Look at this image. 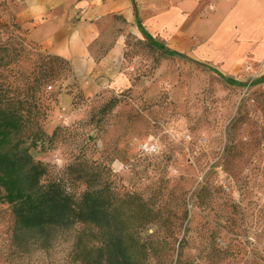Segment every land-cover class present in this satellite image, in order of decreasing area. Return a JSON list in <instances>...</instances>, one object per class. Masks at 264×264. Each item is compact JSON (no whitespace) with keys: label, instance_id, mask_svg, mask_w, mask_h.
Here are the masks:
<instances>
[{"label":"rangeland","instance_id":"1","mask_svg":"<svg viewBox=\"0 0 264 264\" xmlns=\"http://www.w3.org/2000/svg\"><path fill=\"white\" fill-rule=\"evenodd\" d=\"M13 33L20 39L12 41ZM114 33L124 36L111 72L115 79L100 77V90L87 96L83 87L92 78L77 77L72 67L48 88L43 128L49 135L59 130L44 149L32 150L35 159L60 177L71 164L87 159L111 176L120 193H141L155 205L170 203L172 219L187 208V223L167 247L175 261L187 235L184 264H211L205 248L214 247V239L215 247L231 253L222 264H264V83L253 84L264 70L254 66L229 76L205 63L167 55L127 23ZM7 44L45 53L8 5L0 3V45ZM21 54V68L15 71H29L30 60L38 58ZM147 146L154 149L146 152ZM203 186L211 194L207 209L193 206V193ZM71 189L80 194L86 184L75 180ZM13 229L10 206L0 203V264H68L72 235H64L48 252L33 242L17 250Z\"/></svg>","mask_w":264,"mask_h":264},{"label":"trees","instance_id":"2","mask_svg":"<svg viewBox=\"0 0 264 264\" xmlns=\"http://www.w3.org/2000/svg\"><path fill=\"white\" fill-rule=\"evenodd\" d=\"M13 26L20 30L18 24ZM143 35L167 55L186 58L148 33ZM17 38L13 33L10 39ZM21 46L18 51L12 45H0V203L9 205L14 217L12 245L20 250L33 242L48 252L70 234L73 242L68 264H184V243L190 240H185L187 235L180 243L178 260L167 249L187 223L189 210L183 204H176L184 212L175 220L170 203L155 205L141 193H120L111 176L87 159L71 164L62 177L35 159L32 150L44 149L59 130L49 135L43 128L50 108L44 97L51 94L48 88L72 73V66L62 57L27 52ZM23 51L38 59L30 60L29 71H15L21 68ZM226 81L250 85L231 78ZM260 83L264 76L253 84ZM76 174L75 179L71 177ZM75 180L86 184L80 194L71 189ZM210 196L208 187L203 186L193 193V206L207 209ZM152 228L155 231L149 234ZM214 241V247L205 248L207 258L211 264H222L231 256L230 250L215 247Z\"/></svg>","mask_w":264,"mask_h":264},{"label":"crops","instance_id":"3","mask_svg":"<svg viewBox=\"0 0 264 264\" xmlns=\"http://www.w3.org/2000/svg\"><path fill=\"white\" fill-rule=\"evenodd\" d=\"M29 39L70 62L91 96L111 75L124 36L148 33L167 49L229 76L264 63V0H0ZM105 47L104 53L102 48ZM98 79V80H95ZM116 83H113V86Z\"/></svg>","mask_w":264,"mask_h":264},{"label":"built area","instance_id":"4","mask_svg":"<svg viewBox=\"0 0 264 264\" xmlns=\"http://www.w3.org/2000/svg\"><path fill=\"white\" fill-rule=\"evenodd\" d=\"M248 69H250V68H248ZM258 69L260 70H264V63L262 64V65H260V66H258ZM154 149V146H147V147H145V151L146 152H150L151 150H153Z\"/></svg>","mask_w":264,"mask_h":264}]
</instances>
